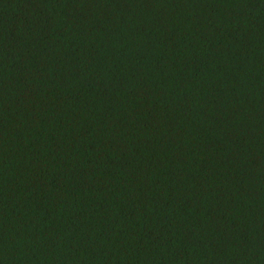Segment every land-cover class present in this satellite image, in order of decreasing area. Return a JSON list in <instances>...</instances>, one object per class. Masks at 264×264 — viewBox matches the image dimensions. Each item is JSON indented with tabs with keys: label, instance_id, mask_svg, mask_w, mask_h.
Masks as SVG:
<instances>
[{
	"label": "trees",
	"instance_id": "obj_1",
	"mask_svg": "<svg viewBox=\"0 0 264 264\" xmlns=\"http://www.w3.org/2000/svg\"><path fill=\"white\" fill-rule=\"evenodd\" d=\"M0 264H264V0H0Z\"/></svg>",
	"mask_w": 264,
	"mask_h": 264
}]
</instances>
